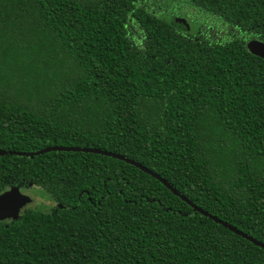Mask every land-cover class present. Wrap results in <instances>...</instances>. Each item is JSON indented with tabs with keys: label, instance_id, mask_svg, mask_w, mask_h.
I'll use <instances>...</instances> for the list:
<instances>
[{
	"label": "trees",
	"instance_id": "obj_1",
	"mask_svg": "<svg viewBox=\"0 0 264 264\" xmlns=\"http://www.w3.org/2000/svg\"><path fill=\"white\" fill-rule=\"evenodd\" d=\"M159 1L0 0V150L122 156L264 244V0ZM12 188L39 197L0 222V264H264L117 158L0 155Z\"/></svg>",
	"mask_w": 264,
	"mask_h": 264
},
{
	"label": "water",
	"instance_id": "obj_2",
	"mask_svg": "<svg viewBox=\"0 0 264 264\" xmlns=\"http://www.w3.org/2000/svg\"><path fill=\"white\" fill-rule=\"evenodd\" d=\"M176 25L181 30H184V31H188L189 30V24L182 18H178V20H176ZM246 49L248 50V52L251 55H254L256 57L264 59V42H261V41L255 40V39H251V40L247 41ZM52 151L84 152V153L101 154V155L117 158V159H120L122 161H126L127 163H130V164L134 165L138 169L148 173L149 175H151L154 178H156L157 180H159L173 194H175L176 196H179L183 201L188 203L193 208V210L195 212H198V213L202 214L203 216L208 217L209 219L213 220L217 224H220L223 227L228 228L233 233H235V234L241 236L242 238L248 240L252 244L264 249V244L260 243L259 241L255 240L254 238H252V237H250V236L238 231L236 228L231 227L230 225L222 222L221 220L211 216L207 212H204L203 210H201L200 208H198L197 206L192 204L190 201H188L185 197L181 196L176 190H174L167 183V181L161 179L159 176H157L153 172L147 170L145 167L135 163L134 161L128 160V159H126V158H124L122 156H119V155H116V154H112V153H108V152H105V151H101V150H98V149L78 148V147H74V148L49 147V148H45V149L40 150V151L29 152V153L5 152V151H1L0 150V155H6V154L13 155V154H15L17 156L33 157V156H38V155H41V154H44V153H48V152H52ZM31 202H32V199L28 195L23 194L17 188H12V189H8V190L4 191L3 193L0 194V222L15 219L16 217H18L20 215L21 211L24 208H26L29 204H31Z\"/></svg>",
	"mask_w": 264,
	"mask_h": 264
},
{
	"label": "rangeland",
	"instance_id": "obj_3",
	"mask_svg": "<svg viewBox=\"0 0 264 264\" xmlns=\"http://www.w3.org/2000/svg\"><path fill=\"white\" fill-rule=\"evenodd\" d=\"M159 5H161L162 6V9L164 10V12H166V11H168V10H170V9H172L173 7H180L179 6V4H177L176 2H175V0H160L159 1ZM172 12H174V14H176L175 15V23H176V20H178V18H179V11H177L176 9H173L172 11H171V13ZM171 13L169 14V18L171 17ZM178 15V16H177ZM182 16H183V14H181ZM193 26V25H192ZM192 28H194V27H192ZM262 42V41H261ZM264 60V59H263ZM24 193L26 194V195H28L31 199H32V202H31V204H29L27 207H29V208H36V206H35V202H33V199L35 198V200L39 197V195H38V193L36 192V189H34V188H31V189H26L25 191H24ZM45 197V196H44ZM41 205H43V204H38L37 205V207H39V206H41ZM40 210H42V211H49L50 210V207L49 206H47V207H44V206H41V208H40ZM24 211V210H23ZM22 211V212H23Z\"/></svg>",
	"mask_w": 264,
	"mask_h": 264
},
{
	"label": "flooded vegetation",
	"instance_id": "obj_4",
	"mask_svg": "<svg viewBox=\"0 0 264 264\" xmlns=\"http://www.w3.org/2000/svg\"><path fill=\"white\" fill-rule=\"evenodd\" d=\"M24 191H25V190H21V192H22L23 194H25ZM26 208H27V207H26ZM26 208H24V209H26ZM24 209H23V210H24ZM23 210H22V211H23ZM22 211H21V212H22Z\"/></svg>",
	"mask_w": 264,
	"mask_h": 264
}]
</instances>
